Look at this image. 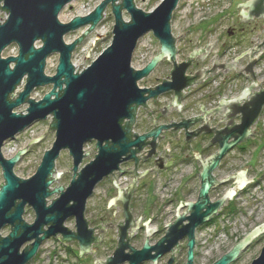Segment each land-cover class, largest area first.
<instances>
[{
  "label": "water",
  "instance_id": "95a60500",
  "mask_svg": "<svg viewBox=\"0 0 264 264\" xmlns=\"http://www.w3.org/2000/svg\"><path fill=\"white\" fill-rule=\"evenodd\" d=\"M71 1L0 0V11L6 13L5 20L0 23V168L3 178V183H0V264H27L42 242L51 237L63 245L75 240L79 256L88 253L90 246L99 241L84 217L85 203L94 186L113 171L122 172L118 168L121 161L134 159L137 162L134 154L141 150L147 137L152 138L149 155L153 154L160 131L169 127L160 124L147 133L133 134L134 138L130 139L129 128L122 127L121 121L128 118L129 123H133L137 106L144 104L148 97H155L168 89L175 93L172 105L180 108L181 90L189 86L184 72L190 62L176 63L170 73L171 81L149 91L148 96H144L147 90L137 85V80L147 75L163 58L172 61L176 56L171 18L179 0H161L148 12L138 8L134 0H102L89 14L75 16L63 23L58 14ZM108 4L113 15L111 42L87 67L78 71L81 64L76 71L71 62L72 52L103 18ZM239 5L243 8L238 15L244 19L264 18V0H247ZM123 12L128 13L129 20H124ZM81 27L87 28L79 37L70 43L64 41V35ZM148 32L158 40L159 51L142 68L134 69L131 66L133 51L138 39ZM37 41H41L40 46L35 45ZM10 44L17 45V54L3 58L1 53ZM52 53L58 54V62L55 73L47 75L44 73L45 63ZM247 54L249 61L245 73L251 81L237 95L222 98L213 110L222 119L230 118V127L215 131L210 143L218 145L217 151L200 160V186L196 201L180 203L179 207L184 205L186 210L182 213L176 211L174 219L167 223L165 233L152 245L146 239L137 249L128 243L130 237H126V230L133 225L128 211L129 196L134 188L132 183L125 194L119 193L124 219L118 225V246L111 255L97 259V264H140L148 260L154 264L164 253H174L183 238L187 240L185 264H194L195 229L207 222L221 206L227 205V200L234 195V190L229 188L223 196L211 201L208 195L211 186L224 183L228 177H236L237 188L247 182L244 173L248 166H244L236 176L231 175L221 181L213 175L226 152L252 135V126L264 106V87L252 70L255 57L252 50ZM24 78L23 90L15 93ZM47 84H51V89L41 99L30 98L34 88ZM23 103L28 105L26 113L14 112ZM49 115L52 122L46 131H54L51 147L43 152L35 172L28 178H20L13 168L26 147L5 158L3 144L34 121L44 120ZM236 115L240 119L238 123L234 122ZM192 122L194 119L183 120L174 125L175 130L181 127L187 130ZM205 122L208 125L209 120ZM192 135L186 131L187 140ZM89 141H95L92 149L96 152L79 169L89 152L83 150ZM61 150H67L71 157L72 179L66 187L51 188L52 182L62 173L55 172L54 166ZM123 155L125 157L122 158ZM53 194L57 197L49 202ZM25 206L34 212L31 223L23 218ZM69 217L75 219V230L65 226ZM4 226L9 227V232L1 235ZM262 231L264 223L256 226L212 264H230ZM132 233L133 228L130 235ZM250 264H264V244Z\"/></svg>",
  "mask_w": 264,
  "mask_h": 264
},
{
  "label": "flooded vegetation",
  "instance_id": "af4514ba",
  "mask_svg": "<svg viewBox=\"0 0 264 264\" xmlns=\"http://www.w3.org/2000/svg\"><path fill=\"white\" fill-rule=\"evenodd\" d=\"M261 18L263 17L244 19L240 15L238 21L231 20L223 28L226 41L216 38L211 43H205L202 48H198L199 38L196 40L198 43H193L190 47L189 44L192 40L187 38L186 32L177 36L175 46L177 42L184 40L185 43L181 49L186 50L190 47L186 56L178 60L179 48L176 46L177 52L174 60L169 61L163 58L147 75L137 80L138 87L147 90L144 96H148L149 91L155 90L163 82L171 81L170 73L176 63L190 62L184 72L189 86L181 90L180 108L172 105L175 93L173 89H168L155 97H148L144 104L137 106L134 110L133 123H129L128 118L121 121L122 127L129 128L128 136L130 139L134 138L133 134L147 133L160 124L169 125V127L160 131L155 140L153 154L149 155L152 138L147 137L141 150L134 154L137 162L134 159L121 161L118 168L122 172L115 170L96 183L86 200L84 217L88 228L93 229L99 241L93 243L90 246V251L82 256H79L77 241L72 240L66 243L67 253L73 255L76 262L84 264L85 257H91L93 264H97L96 260L101 249L106 248L109 251L108 254L111 255L118 246L120 231L118 225L124 219V208L119 199V193L125 194L132 183H134V188L129 196L128 211L133 225L126 230V237H130L128 243L137 249L142 247L146 239L148 244L152 245L165 233L166 225L168 221L174 219L176 211L182 213L186 210L184 205L179 207L180 203L196 201L200 186V160L208 158L217 151L218 145L210 143L215 131L230 127L228 125L230 118L222 119L213 113V110L222 98L237 95L251 81L249 75L245 73L249 61L248 50H252L255 57L252 66L255 75L254 68L260 60L258 53L263 47L261 42L264 25L259 23ZM247 35H249V39L248 43L245 44L244 38ZM162 63L165 64L161 66ZM201 75L200 81H197ZM261 114L262 110L256 123ZM190 119H194V122L190 123L187 130L182 127L175 130V124ZM207 120H209L208 125L205 122ZM239 120V116L236 115L234 122L238 123ZM186 131L193 134L189 140L186 139ZM252 131L254 132L253 129ZM166 175L168 176L166 177ZM175 175L178 182L176 191L168 200H161L154 192L155 185L164 184L169 178H176ZM213 175L215 176L214 171ZM216 180L218 179L216 178ZM195 183L197 184L195 198L188 200L186 194L190 193L189 184ZM223 185L224 183L211 186L208 192L211 201H214L211 199V191ZM229 205L230 202L221 206L207 222L211 221L223 208H229ZM166 215L170 217L169 220L163 218ZM65 225L70 230H75L74 217H69L65 221ZM132 228L133 233L130 235ZM186 242V238L180 240L174 249V253H164L158 257L154 264H177L179 252L183 249H185L186 262ZM193 253V263L195 264V250ZM140 264H152V262L148 260Z\"/></svg>",
  "mask_w": 264,
  "mask_h": 264
},
{
  "label": "rangeland",
  "instance_id": "374dc122",
  "mask_svg": "<svg viewBox=\"0 0 264 264\" xmlns=\"http://www.w3.org/2000/svg\"><path fill=\"white\" fill-rule=\"evenodd\" d=\"M102 0H72L65 5L58 14V19L63 22H69L75 16H85L89 14L94 7ZM161 0H134L135 5L143 11H152ZM247 0H179L176 8L172 12L171 18V31L177 37L183 33H187V38L192 40L189 46L197 44L198 48L204 47V44L211 43L214 39L225 40V34L222 31L231 20L238 21L241 11V6L237 4L244 3ZM238 15V16H237ZM6 18V13L0 11V23ZM124 20H129V15L123 12ZM260 24L264 25V18L259 20ZM113 15L111 13V6L108 4L104 10L103 18L95 26V28L86 35L83 40L76 45L71 55V62L77 70L79 65L82 64L79 70L87 67L101 51L106 48L112 38ZM87 27H81L74 31H70L64 35L66 43L72 42L79 37ZM249 35L244 38V43L247 44ZM262 39H264V26L262 30ZM184 40L177 42L176 46L179 48L177 59L184 58L190 50L181 49ZM36 46L41 45V41L35 43ZM159 43L157 39L148 32L138 39L136 47L133 51L131 58V66L134 69H140L141 65L147 63L158 51ZM17 54V45L10 44L5 48L1 56L3 58L14 56ZM58 62V54H50L45 63L44 73L53 75ZM262 72H264V54L259 60ZM165 63H162L164 65ZM255 70V68H254ZM255 72V71H254ZM25 85V78L16 87L15 93L23 90ZM246 85V84H245ZM264 87V85L262 84ZM51 89V84L38 86L30 93V98L39 100L42 96ZM14 93L16 97L17 94ZM27 103H23L14 109L17 113H26ZM23 110V111H22ZM21 111V112H20ZM52 122V117L49 115L44 120L34 121L31 125L26 127L23 131L15 135L14 138L5 141L2 147V154L5 158L12 157L18 150L26 147L25 153L20 157L19 161L15 164L13 170L20 178L30 177L36 170L40 163L42 154L45 150L51 147L54 140V131H46L49 128V123ZM254 134L246 138L244 141L237 144L236 147L229 150L223 157L222 162L218 168L214 170L216 178L221 181L228 176H236L244 166H248L244 177L248 181L243 188H237L235 179L236 177H228L222 187H218L211 191V199H218L223 196L227 190L233 189L234 195L231 199L229 208H223L212 220L224 219L225 226L229 236L227 244L218 251L210 254L209 259L202 262L195 255V264H212L214 260L219 258L223 253L227 252L237 241L242 239L256 226L264 223V108L259 117L256 125L252 126ZM45 132V133H44ZM39 138L37 141L30 142L32 139ZM28 144V145H27ZM84 152L88 154L84 156L79 169L83 164L91 160L96 151L95 141H89L84 144ZM55 172H62L60 177L52 182L51 188L64 186L69 183L73 172L72 160L67 150H61L55 160ZM70 170L65 171V170ZM189 168L187 169V171ZM186 171V172H187ZM55 172L53 177L55 176ZM169 175V174H168ZM166 175V177L168 176ZM178 175V174H177ZM176 177V175H175ZM177 179V177H176ZM0 183H3L2 170L0 168ZM197 184H189V192L186 194V199L193 200L196 195ZM99 190V189H98ZM154 192H157V185L154 187ZM57 196L53 194L49 197L51 199ZM23 218L26 222L31 223L34 219V212L31 207L27 206ZM168 219L169 216L163 217ZM66 226V225H65ZM9 232V227L4 226L1 229V235H6ZM202 239V237H201ZM264 244V231L256 236L248 246H246L239 254V256L230 264H250V262L258 256L260 249ZM65 245V244H64ZM62 245L56 238H49L42 242L38 248L37 254L28 264H79L74 260L73 255L68 254L65 246ZM201 245L198 244L194 247L195 254L200 253L202 250ZM109 251L106 248L101 249L97 259H103L109 256ZM108 254V255H107ZM185 263V249L181 250L178 255L177 264ZM84 264H93V258H86Z\"/></svg>",
  "mask_w": 264,
  "mask_h": 264
},
{
  "label": "built area",
  "instance_id": "2783aa9c",
  "mask_svg": "<svg viewBox=\"0 0 264 264\" xmlns=\"http://www.w3.org/2000/svg\"><path fill=\"white\" fill-rule=\"evenodd\" d=\"M262 45L264 47V44ZM263 47H262V50H263ZM262 50L259 53L260 58L264 54V50L263 51ZM259 65L262 66L263 64H260V62H258L257 65L255 66L254 71H255L257 80L261 83V86H262V84L264 85V72H262V69ZM177 187H178V182L176 178H169L164 184H157L156 195L161 200H168L174 194ZM227 230L228 229H226L224 219L222 220V218H219L217 221L211 220L207 222L205 225L196 229L195 246L200 244L202 248V250H200V253L195 254L196 257H198L202 262H205L206 260L209 259L210 257L209 255L212 254L215 250L218 251L219 249L223 248L224 245L227 244V241L229 239Z\"/></svg>",
  "mask_w": 264,
  "mask_h": 264
},
{
  "label": "bare ground",
  "instance_id": "6f19581e",
  "mask_svg": "<svg viewBox=\"0 0 264 264\" xmlns=\"http://www.w3.org/2000/svg\"><path fill=\"white\" fill-rule=\"evenodd\" d=\"M245 181H247V180L245 179ZM247 182H248V181H247ZM247 182H245L244 185H245ZM244 185H243V186H244ZM243 186H242V187H243ZM242 187H241V188H242Z\"/></svg>",
  "mask_w": 264,
  "mask_h": 264
}]
</instances>
